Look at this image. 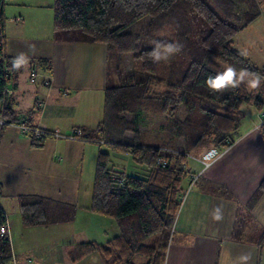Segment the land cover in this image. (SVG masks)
I'll return each instance as SVG.
<instances>
[{
	"label": "trees",
	"instance_id": "obj_1",
	"mask_svg": "<svg viewBox=\"0 0 264 264\" xmlns=\"http://www.w3.org/2000/svg\"><path fill=\"white\" fill-rule=\"evenodd\" d=\"M7 1L0 0L1 113L11 123L24 121L36 128L29 123L30 115L14 113L12 93L4 92L17 89L24 61L3 52ZM51 9L55 41L103 44L107 52L102 119L94 128L74 130L72 137L127 153L135 164L146 167L142 177L118 173L109 166L110 155L97 152L88 211L112 219L119 234L104 243L62 246L63 256L69 264L91 254L103 264H164L182 181L189 175L184 169L187 158L205 145L217 152L229 148L240 137L242 105L256 111L264 108V67L256 68L232 47L233 37L261 15L264 0H52ZM146 17L141 37L137 26ZM157 42L182 46L164 69L161 61L150 57L152 52L161 53L155 48ZM125 56L131 65L126 73L122 71ZM30 64L46 72L51 68L47 59ZM229 66L235 71L232 83L210 88L208 78L223 74ZM241 72L258 75L263 80L261 90L241 83ZM39 130L40 138L28 136L32 147H42L55 134ZM260 133L264 141V122ZM159 158L164 165L157 168ZM263 192L264 178L247 205L253 206ZM75 213V206L49 198H20L24 227L68 223ZM5 223L0 208V226ZM257 245L264 248V229ZM0 264H12L5 237L0 238Z\"/></svg>",
	"mask_w": 264,
	"mask_h": 264
},
{
	"label": "crops",
	"instance_id": "obj_2",
	"mask_svg": "<svg viewBox=\"0 0 264 264\" xmlns=\"http://www.w3.org/2000/svg\"><path fill=\"white\" fill-rule=\"evenodd\" d=\"M51 5L52 0H21L19 5L11 6V23L4 22L2 30L3 52L24 58L18 87L12 92L14 113L28 114L33 127L60 135L47 137L42 147H32L28 135L16 128L7 126L0 130V208L6 217L12 264H69L62 246L108 240L102 242L90 235V191L82 188L84 180L89 179L91 160L95 162L102 144L65 137L79 128H94L102 119V95L107 85L106 47L55 41L50 27L52 15L49 17L48 12L40 18L41 9ZM6 13L8 10H4ZM239 33L233 37L232 47L253 64L249 54L256 50H251V43L237 40ZM37 59L49 60L50 71L30 64V60ZM27 73L33 84L40 79L44 95L39 97L34 90L26 100L21 99L22 78L26 79ZM245 106L240 137L229 148L217 152L205 145L186 161L185 171L196 178L190 185L192 177L187 176L183 185L182 192H188L177 215L164 264H264V248L257 245L264 229V192L253 206L247 205L264 178V141L260 133L264 108L256 111ZM212 150L221 158L205 170V157ZM25 196L73 205L75 216L68 223L26 228L19 215L20 198ZM217 207L222 212L220 220L214 219ZM78 220L86 223L75 228ZM114 229L116 236L119 230ZM45 234L51 239L53 235L54 243L32 238ZM244 256L248 257L246 261L241 259ZM74 264L102 261L91 254Z\"/></svg>",
	"mask_w": 264,
	"mask_h": 264
},
{
	"label": "rangeland",
	"instance_id": "obj_3",
	"mask_svg": "<svg viewBox=\"0 0 264 264\" xmlns=\"http://www.w3.org/2000/svg\"><path fill=\"white\" fill-rule=\"evenodd\" d=\"M7 2H6V6L4 7V10H8V13L4 14V15H6L4 17L6 18L5 19L6 24H9V23H11V21H10L11 18L10 17L13 15V14H11L12 13L11 6H14V4L19 5L21 0H13L12 1L13 3H7ZM40 12H42L41 16H40L41 19L44 18V13L47 14L49 12V17H51V15H52V9L51 8H49V9L48 8H43V9H41ZM17 19H19V18H16L15 20L16 21L20 20V19L19 20H17ZM51 21H52V17H51ZM147 21H148V18L146 17V18H144L143 20H141L138 23L137 31L141 35V37L144 34ZM50 27L52 28V22L50 24ZM6 33H7V36H8V31ZM236 39L237 40H241L243 42L247 41V42L251 43L252 44L251 50L255 49L256 51H254V52L250 51L251 53L249 52L250 53L249 54L250 55L249 58L251 59L250 61H253L252 63L254 65H256V66H259V68H261L260 66H264V9H262L261 15L257 19H255L251 24L248 25L247 31H242L241 33H239L237 35ZM240 43H242V42H240ZM101 45L104 46L103 44H101ZM159 56H160L159 61H161V66L160 67L163 68V69L174 58L173 55H170L167 59H164V56H165L164 53H160ZM130 66L131 65H130V62H129V57L125 56L124 57V61H123V66H122L123 70L122 71L124 73H126L125 71H129ZM29 74L30 73H27L26 79H25V77L22 78L23 91H24L23 97L21 98L22 100H26L28 98V96H30V94L34 90L39 92V94L41 93L40 95L38 94L39 97L44 95V91H43L44 90V86L40 82V79H37L35 84H33L32 82L29 81ZM238 79H239V81L241 83H244L245 85H247L249 89L261 90L260 81L263 82V80L258 75H254V74H250V73H244V75L242 77H241V75H238ZM252 80H258V84H257L256 88L250 87V82ZM28 84L30 86H33V87L31 89H29ZM160 88L161 87H159L158 90ZM102 97H103V95H102ZM244 107H246V106L242 105V108H244ZM127 136H128V134H127ZM151 142L155 144L156 141H154V139H153V141H151ZM201 147H203V146H201ZM100 148H101V151H105V152H107L110 155L109 166L112 167L116 172H118V173L123 172L126 175L137 176V177H142L144 175L146 167L143 166V165L135 164L130 159V157L128 156L127 153L111 151L107 146H104V145H101ZM97 150H98V146L96 148V151ZM93 155H95V153ZM189 158L190 157L187 158V161L190 160ZM93 169H94V160L92 158L89 179H88L87 182H86V180H84L85 182L82 184V188L85 189L86 191H88V189H89L90 193H91V186H92V177H91V175L93 173ZM193 176H194V178H192V182H191L190 185H192V183L194 182V180L196 178L195 175H193ZM186 182H187V178H185L182 181V186L185 185ZM187 192H188V190L185 191V196H186ZM184 199H185V197H184ZM183 202H184V200H183ZM183 202H182V204H183ZM181 206L182 205H180V208H181ZM180 208L178 209V211L176 213V216H175V219H174V224H175V221H176V218H177V215L179 213ZM9 213L11 214V212H9ZM93 215L94 216H98V217H94ZM15 221H16V218H15ZM85 223H83L81 220H78L76 225H75V228L78 227V225H80V227H81ZM114 228L117 229V227L115 225V222L112 219H110L109 217H105V216H102V215H97V214H93L92 213V215H91V226L89 227V229H91V231H90V235L91 236H93L96 239L99 237V240L104 242L105 240L113 237V233H114L113 230H115ZM70 232H72V231H70ZM25 237H27L28 240L31 239V237L29 235H27V234H25ZM47 237H48V235L45 234V236L37 235L36 237H32V238L34 240H38V239L42 238L43 240H41V242L42 241L47 242V241H51L52 240L51 242L54 243L55 240H54V236L53 235L51 236L52 239L51 238H47ZM8 239H9V237H8ZM95 256H98V255L95 254ZM139 260H141V259H139Z\"/></svg>",
	"mask_w": 264,
	"mask_h": 264
},
{
	"label": "clouds",
	"instance_id": "obj_4",
	"mask_svg": "<svg viewBox=\"0 0 264 264\" xmlns=\"http://www.w3.org/2000/svg\"><path fill=\"white\" fill-rule=\"evenodd\" d=\"M181 47L182 46L179 45L178 43L161 44L157 42L155 48L159 52L164 53L165 54L164 59H167L170 55L178 53L181 50ZM150 57L154 60V62L160 59V56L157 55L155 52L150 53ZM234 74H235L234 67L229 66L226 68V71L223 74L217 75L215 78L209 77L207 80V84L209 85L210 88L214 90L223 89L224 87L232 83ZM243 75L244 73L241 72V77ZM257 84H258V80H252L250 82V87L256 88ZM212 157H215V159H212ZM220 158L221 155L217 154L215 150L210 151L208 155L205 157V164H204L205 170L211 168L213 164H215L216 161ZM214 213H215L214 219L220 220L222 218V212L220 207H217L214 210ZM241 259L246 261L248 257L244 256L241 257Z\"/></svg>",
	"mask_w": 264,
	"mask_h": 264
},
{
	"label": "built area",
	"instance_id": "obj_5",
	"mask_svg": "<svg viewBox=\"0 0 264 264\" xmlns=\"http://www.w3.org/2000/svg\"><path fill=\"white\" fill-rule=\"evenodd\" d=\"M17 20H19V19H17ZM4 92H5V95H10L12 93V91L9 90V89H5ZM1 111L2 110H1V107H0V130H2L3 128H5L7 126H11V127L16 128L17 130H19L22 134H25V135H28V136H29V134H32L34 138H40V136L42 135L39 129L30 128L24 121H19V122H16V123H11V122L7 121L3 117ZM76 134L79 135L80 132L76 131ZM54 136L55 137H59L60 135L58 133H55ZM67 138L74 139L72 137V134L68 135ZM163 165H164V159L163 158H159L157 160V168H158V166H163ZM188 176L194 178L193 175H188ZM184 197H185V191L182 192L180 205H182ZM0 230H2V231H0V238L1 237L8 238V232H7L6 224L1 225L0 226Z\"/></svg>",
	"mask_w": 264,
	"mask_h": 264
}]
</instances>
